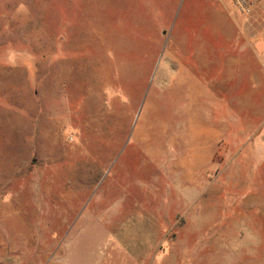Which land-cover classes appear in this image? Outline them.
I'll return each mask as SVG.
<instances>
[{
  "label": "rangeland",
  "instance_id": "374dc122",
  "mask_svg": "<svg viewBox=\"0 0 264 264\" xmlns=\"http://www.w3.org/2000/svg\"><path fill=\"white\" fill-rule=\"evenodd\" d=\"M189 1L0 0V264H264V184L159 74Z\"/></svg>",
  "mask_w": 264,
  "mask_h": 264
},
{
  "label": "crops",
  "instance_id": "0c3cea01",
  "mask_svg": "<svg viewBox=\"0 0 264 264\" xmlns=\"http://www.w3.org/2000/svg\"><path fill=\"white\" fill-rule=\"evenodd\" d=\"M191 2L173 30L174 51L166 54L172 68L159 74L171 76L170 82L188 95V109L194 110L187 123L189 138L225 142L235 160L226 163L224 174H234L235 184H264L259 177L264 181V147L259 144L264 117L245 122L242 98L264 93V0L244 17L230 4L213 6L221 0H201L197 9ZM241 174H247L243 181Z\"/></svg>",
  "mask_w": 264,
  "mask_h": 264
},
{
  "label": "built area",
  "instance_id": "2783aa9c",
  "mask_svg": "<svg viewBox=\"0 0 264 264\" xmlns=\"http://www.w3.org/2000/svg\"><path fill=\"white\" fill-rule=\"evenodd\" d=\"M263 0H228L233 11L240 16L250 15Z\"/></svg>",
  "mask_w": 264,
  "mask_h": 264
}]
</instances>
